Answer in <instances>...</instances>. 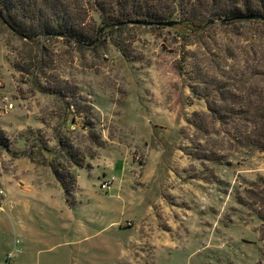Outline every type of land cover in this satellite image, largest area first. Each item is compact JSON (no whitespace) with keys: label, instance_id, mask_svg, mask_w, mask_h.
Segmentation results:
<instances>
[{"label":"rangeland","instance_id":"obj_1","mask_svg":"<svg viewBox=\"0 0 264 264\" xmlns=\"http://www.w3.org/2000/svg\"><path fill=\"white\" fill-rule=\"evenodd\" d=\"M88 16L87 44L29 40L0 20V71L17 99L0 120V264H264V150L220 132L200 139L224 145L220 159L194 158L187 122L206 110L193 64L264 98V21L176 13L172 26L103 31ZM51 165L78 171L68 195L81 205L67 206Z\"/></svg>","mask_w":264,"mask_h":264},{"label":"trees","instance_id":"obj_2","mask_svg":"<svg viewBox=\"0 0 264 264\" xmlns=\"http://www.w3.org/2000/svg\"><path fill=\"white\" fill-rule=\"evenodd\" d=\"M89 8L98 13L102 24L99 28L104 31L105 28H121L131 24L132 20L155 24L171 19L176 13L181 22L200 19L208 23L219 19L226 24L242 20L244 18L237 17L247 14L264 15V0H0V20L17 35L29 40L59 36L76 44H87L94 40L89 33V25H93L88 16ZM224 18L228 20L223 21ZM175 67L179 73H184L180 63ZM191 69V90L204 100L206 110L194 111L187 118L199 134L197 151L188 154L205 160L220 159L221 152L226 149L224 145L214 140L215 143L206 148L200 142L202 137L211 138V134L220 132L230 146L233 142L236 147L264 150V98L250 100L241 85L234 86V81L227 83L222 78L214 79L199 64H193ZM211 85L219 92L217 99L212 95ZM215 123L232 126L220 130ZM73 163L81 166L77 161ZM51 169L66 194L75 189L76 176L73 173L60 172L53 165ZM254 194L264 207V187ZM260 217L264 219V215Z\"/></svg>","mask_w":264,"mask_h":264},{"label":"built area","instance_id":"obj_3","mask_svg":"<svg viewBox=\"0 0 264 264\" xmlns=\"http://www.w3.org/2000/svg\"><path fill=\"white\" fill-rule=\"evenodd\" d=\"M16 97L13 91L8 88V84L4 79L3 73L0 71V120L10 114L17 106ZM111 179H104L101 181L100 187L107 188ZM5 191L0 183V209L4 200Z\"/></svg>","mask_w":264,"mask_h":264},{"label":"crops","instance_id":"obj_4","mask_svg":"<svg viewBox=\"0 0 264 264\" xmlns=\"http://www.w3.org/2000/svg\"><path fill=\"white\" fill-rule=\"evenodd\" d=\"M31 164H32V167L34 168V169H39V167H35V165H34V163L33 162H31ZM53 172V171H52ZM78 171H77V173H76V185H75V190L74 191H72L74 194H76L77 193V191H78V189H81V187L79 186V183H78ZM18 178L19 179H22V180H24L25 179V177L22 175V174H20V175H18ZM56 178V177H55ZM108 178H110L111 179V182H110V184L112 183V180H113V176H111V177H107L106 179H108ZM56 180H57V178H56ZM58 181V180H57ZM59 182V181H58ZM19 183L21 184V185H23V182H21V181H19ZM25 184H26V181H25ZM60 184V183H59ZM110 184L108 185V187L110 186ZM60 186H61V184H60ZM107 187V188H108ZM61 188H62V186H61ZM101 188V187H100ZM104 189V188H103ZM62 190H63V188H62ZM63 194H64V197H65V203L67 204V206H69V208H72L73 206H78V205H81L82 204V202H80L81 200H76V202L75 203H73L72 202V200L70 199V197H69V195L68 194H66L65 192H64V190H63ZM69 197V198H68ZM117 223L118 222H116V223H113V226H116L117 225ZM115 234L117 235L119 232H126V230H128L127 228H124V229H122V228H119V227H117V228H115Z\"/></svg>","mask_w":264,"mask_h":264},{"label":"water","instance_id":"obj_5","mask_svg":"<svg viewBox=\"0 0 264 264\" xmlns=\"http://www.w3.org/2000/svg\"><path fill=\"white\" fill-rule=\"evenodd\" d=\"M237 18H244V19H259L261 21H264V15L260 14V13H254V14H247L241 17H237ZM228 20V18H224L223 21ZM179 21L177 20H163V21H158L155 24L157 25H164V26H172L175 24H178ZM131 24H142V25H152L154 24V22L151 21H145V20H132L131 22H129Z\"/></svg>","mask_w":264,"mask_h":264}]
</instances>
